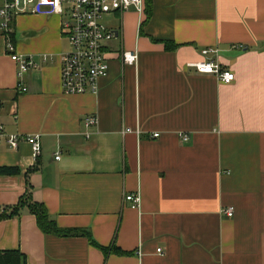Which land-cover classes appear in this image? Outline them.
Returning a JSON list of instances; mask_svg holds the SVG:
<instances>
[{"label": "crops", "instance_id": "1", "mask_svg": "<svg viewBox=\"0 0 264 264\" xmlns=\"http://www.w3.org/2000/svg\"><path fill=\"white\" fill-rule=\"evenodd\" d=\"M108 16L119 34L96 95L61 91L59 17L13 24L17 53L38 64L26 93L0 40V125L41 145L33 160L28 144L0 143V167L19 170L0 176V214L29 198L96 245L42 233L23 207L0 219V251L25 264H264V0H144L142 15ZM204 48L231 83L187 67ZM123 51L137 53L134 66ZM90 115L98 124L85 130ZM135 193L139 209L123 200Z\"/></svg>", "mask_w": 264, "mask_h": 264}, {"label": "built area", "instance_id": "2", "mask_svg": "<svg viewBox=\"0 0 264 264\" xmlns=\"http://www.w3.org/2000/svg\"><path fill=\"white\" fill-rule=\"evenodd\" d=\"M142 15L144 0H0V40L4 45L5 54L16 65L17 94L27 92L23 76L38 68L37 62L31 57H24L17 53L11 37L14 34L13 24L19 16L59 17L60 27L68 42V50L58 55L60 63V88L66 95H96L99 91V80L107 74L108 63L105 57L107 43L118 38L119 32L105 25L104 19L108 15L122 14L130 9ZM215 48H204L200 51L202 60L188 63L187 67L195 69L199 74L214 76L219 82L229 84L234 75L222 70L218 62L211 59L217 55ZM137 53L123 51L121 61L125 65L134 66ZM48 56H42V62H47ZM16 118V116H15ZM96 116L84 118L83 127L89 130L96 127ZM132 132L125 129L124 133ZM139 134V130H135ZM89 137V133H86ZM158 138L159 133L152 134ZM182 142L188 141V136L180 134ZM4 142L10 149L16 150L21 143L30 146L31 157L36 160L41 152L40 136L38 134L26 136L19 133H8L0 125V143ZM59 159V152L55 160ZM123 200L132 209L140 208V195L125 194ZM222 213L232 217L233 209L227 208ZM160 253V250H157Z\"/></svg>", "mask_w": 264, "mask_h": 264}, {"label": "trees", "instance_id": "3", "mask_svg": "<svg viewBox=\"0 0 264 264\" xmlns=\"http://www.w3.org/2000/svg\"><path fill=\"white\" fill-rule=\"evenodd\" d=\"M147 10L148 8H145V13H147ZM165 47L172 48L174 45H168V42H165ZM18 173L19 170L16 167H0V176H15ZM23 207H26L28 211L34 215L37 226L42 233L57 237L83 236L88 239L89 243L96 246L88 233L74 229H60L57 227L55 221L50 218L46 208L41 203L34 202L29 198L21 199L19 204L9 211L8 214L3 211L0 214V219L17 215L18 211ZM102 250L107 254V250ZM118 253L120 252L118 251ZM0 264H25V257L18 250L0 251Z\"/></svg>", "mask_w": 264, "mask_h": 264}, {"label": "rangeland", "instance_id": "4", "mask_svg": "<svg viewBox=\"0 0 264 264\" xmlns=\"http://www.w3.org/2000/svg\"><path fill=\"white\" fill-rule=\"evenodd\" d=\"M104 22L108 25H113L114 21H113V18L108 16L104 19ZM19 37V33H17V38Z\"/></svg>", "mask_w": 264, "mask_h": 264}]
</instances>
